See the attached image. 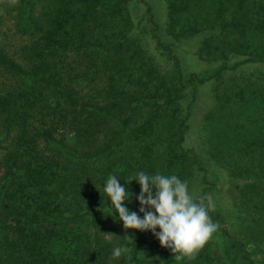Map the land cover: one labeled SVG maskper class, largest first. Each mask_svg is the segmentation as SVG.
I'll list each match as a JSON object with an SVG mask.
<instances>
[{
    "label": "trees",
    "instance_id": "1",
    "mask_svg": "<svg viewBox=\"0 0 264 264\" xmlns=\"http://www.w3.org/2000/svg\"><path fill=\"white\" fill-rule=\"evenodd\" d=\"M130 1L0 0V24L13 10L23 39L12 53L0 43V264H255L216 207L210 215L219 228L192 259L176 260L151 231L127 230L129 238L117 244L100 231L104 223L124 229L103 193L109 175L133 194L126 206L141 217V187L132 181L140 171L189 182L196 166L203 184L196 198L209 196L207 169L184 146L198 84L245 69L229 99L264 109V0H164L163 37L149 14L155 47L171 61L172 78L136 63ZM193 37L200 38L197 59L216 63L203 77H184L174 50ZM96 80L99 87L85 91L84 84ZM254 115L248 114L250 137L240 131L239 140L223 139L212 153L232 161L223 166L240 200L249 202L258 183L264 185V167L232 174L264 148V127ZM256 192L259 207L236 203L240 216L264 214V188ZM118 246L127 252L114 258Z\"/></svg>",
    "mask_w": 264,
    "mask_h": 264
},
{
    "label": "rangeland",
    "instance_id": "2",
    "mask_svg": "<svg viewBox=\"0 0 264 264\" xmlns=\"http://www.w3.org/2000/svg\"><path fill=\"white\" fill-rule=\"evenodd\" d=\"M144 1L145 3H139L137 0H131L127 3V11L132 24L131 37L140 48V54L135 61L143 67H153L160 75L172 78L171 61L167 60L163 53L155 47L154 34L151 33L150 14L153 21L157 23L158 29L156 33L161 37L164 35L163 31L166 19L165 2L164 0ZM14 14L13 10L3 13V19L0 24V43H4L11 53L17 51L19 44L23 41L22 36L15 31ZM199 39V37H193L188 40H181L174 47L176 54L180 58L182 75L184 77L192 72L202 77L206 76L216 65V63H213V66L210 67L207 62L197 59L195 52ZM244 76L245 69L227 70L219 76L212 77L198 84L188 121L189 128L185 136L184 146L196 151L200 162L203 166L205 165L207 169L206 179L210 185L208 194L212 197L216 209L224 216V223L227 226L228 232L246 242V246L251 251L255 260V264H264L263 210L260 215L254 217H249L248 215L240 216L237 213L236 205V203H242L243 207H250L256 204L259 207L260 192L256 191L264 188V185L258 183L255 187V194L250 193L249 200L251 203L247 198L240 200V191L235 187L234 180L230 176V170L223 166L227 164L231 165L232 161L228 157H224L223 159L221 156L220 158L212 156L217 147L222 146L223 139L231 137V141H237L239 140L238 133L243 130L249 137L252 135L251 127L253 123L248 121L249 113H255L253 119L257 118L260 127H264V109L257 108L255 112L254 108L247 109L251 105L238 106L235 102L236 100L231 102L229 99L232 89H236L238 84L242 83ZM99 82L96 80L92 83L84 84L86 85L85 91L98 88ZM98 132L100 135H104L106 132L105 127L99 128ZM72 136V132L67 131L69 140L72 139ZM252 139L254 141V138ZM236 144L238 145V143ZM239 144L242 145V143ZM257 149L259 150L251 158L245 157L243 161H240L236 165L232 174L233 177L246 173H256L260 168L264 167V148L257 147ZM3 171L2 163H0V183L4 175ZM190 175L188 178L189 190L196 197L203 187L202 174L196 166H192ZM251 226L252 229L248 230L247 227ZM244 227H246V231ZM100 231L102 234H109H104V237L111 241L112 244H117L129 238L126 230L117 227L113 223H104L101 225Z\"/></svg>",
    "mask_w": 264,
    "mask_h": 264
},
{
    "label": "clouds",
    "instance_id": "3",
    "mask_svg": "<svg viewBox=\"0 0 264 264\" xmlns=\"http://www.w3.org/2000/svg\"><path fill=\"white\" fill-rule=\"evenodd\" d=\"M132 181H137L141 187L136 199L139 201V213L143 214L142 217L126 206V201L133 194L129 195L130 192L121 185L116 175H109L103 188V193L110 199L126 231H151L162 247L172 251L176 260L194 258V254L213 238L219 224L210 215V211L215 208L211 196L194 197L188 182L182 181L175 174L157 172L149 175L140 171ZM125 252L126 248L118 246L114 248L112 255L119 258Z\"/></svg>",
    "mask_w": 264,
    "mask_h": 264
}]
</instances>
